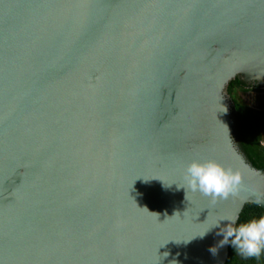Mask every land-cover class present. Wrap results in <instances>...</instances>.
<instances>
[{"label": "water", "instance_id": "1", "mask_svg": "<svg viewBox=\"0 0 264 264\" xmlns=\"http://www.w3.org/2000/svg\"><path fill=\"white\" fill-rule=\"evenodd\" d=\"M235 78L264 85V0H0V264H225L218 221L264 210ZM194 159L242 187L190 191Z\"/></svg>", "mask_w": 264, "mask_h": 264}, {"label": "clouds", "instance_id": "2", "mask_svg": "<svg viewBox=\"0 0 264 264\" xmlns=\"http://www.w3.org/2000/svg\"><path fill=\"white\" fill-rule=\"evenodd\" d=\"M185 180L190 191L199 192L213 202L227 199L242 187V174L238 170L225 168L213 160H192L185 169ZM254 202L264 205V197L257 196ZM220 221L228 222L222 231L224 239L227 238L225 243L230 241L241 257L264 254V214L242 223H238V217L222 219L216 226Z\"/></svg>", "mask_w": 264, "mask_h": 264}, {"label": "trees", "instance_id": "3", "mask_svg": "<svg viewBox=\"0 0 264 264\" xmlns=\"http://www.w3.org/2000/svg\"><path fill=\"white\" fill-rule=\"evenodd\" d=\"M250 92L254 93V106L248 105L239 96ZM227 95L231 100L236 145L254 169L264 171V88L260 85L250 86L235 78L228 84ZM262 214H264L262 208L247 204L238 218V223L258 218ZM225 264H264V254L245 259L229 241Z\"/></svg>", "mask_w": 264, "mask_h": 264}, {"label": "rangeland", "instance_id": "4", "mask_svg": "<svg viewBox=\"0 0 264 264\" xmlns=\"http://www.w3.org/2000/svg\"><path fill=\"white\" fill-rule=\"evenodd\" d=\"M240 98L250 106H254V93L239 94Z\"/></svg>", "mask_w": 264, "mask_h": 264}, {"label": "flooded vegetation", "instance_id": "5", "mask_svg": "<svg viewBox=\"0 0 264 264\" xmlns=\"http://www.w3.org/2000/svg\"><path fill=\"white\" fill-rule=\"evenodd\" d=\"M249 85H250V86H255L256 84H255V85H253V84H249ZM262 87L264 88V85H262Z\"/></svg>", "mask_w": 264, "mask_h": 264}]
</instances>
